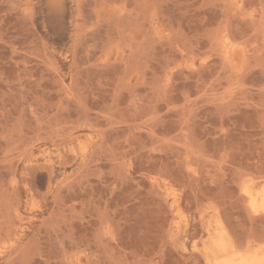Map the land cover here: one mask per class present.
Returning <instances> with one entry per match:
<instances>
[{"label":"rangeland","instance_id":"obj_1","mask_svg":"<svg viewBox=\"0 0 264 264\" xmlns=\"http://www.w3.org/2000/svg\"><path fill=\"white\" fill-rule=\"evenodd\" d=\"M263 189L264 0H0V264L263 253Z\"/></svg>","mask_w":264,"mask_h":264},{"label":"bare ground","instance_id":"obj_2","mask_svg":"<svg viewBox=\"0 0 264 264\" xmlns=\"http://www.w3.org/2000/svg\"><path fill=\"white\" fill-rule=\"evenodd\" d=\"M257 197H260L261 202L264 203V189L258 192ZM256 200H258V198ZM219 245L221 255L224 256H221L223 258H220L215 264H264V252H258L259 249L256 251L258 253L255 252V254H243L231 250L223 240L220 241ZM262 248H264V246ZM261 250L262 249H260V251Z\"/></svg>","mask_w":264,"mask_h":264}]
</instances>
